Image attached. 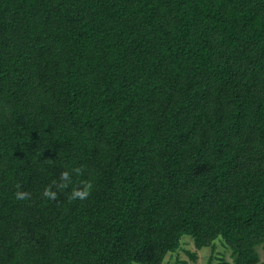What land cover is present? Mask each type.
Listing matches in <instances>:
<instances>
[{"label": "trees", "instance_id": "trees-1", "mask_svg": "<svg viewBox=\"0 0 264 264\" xmlns=\"http://www.w3.org/2000/svg\"><path fill=\"white\" fill-rule=\"evenodd\" d=\"M185 236L264 250V0H0V264Z\"/></svg>", "mask_w": 264, "mask_h": 264}, {"label": "rangeland", "instance_id": "rangeland-1", "mask_svg": "<svg viewBox=\"0 0 264 264\" xmlns=\"http://www.w3.org/2000/svg\"><path fill=\"white\" fill-rule=\"evenodd\" d=\"M259 263L264 264V250L258 247ZM234 264L230 249L219 239L213 244L196 247L189 236L183 237L178 250L165 253L159 264Z\"/></svg>", "mask_w": 264, "mask_h": 264}, {"label": "clouds", "instance_id": "clouds-1", "mask_svg": "<svg viewBox=\"0 0 264 264\" xmlns=\"http://www.w3.org/2000/svg\"><path fill=\"white\" fill-rule=\"evenodd\" d=\"M76 171H78V170H76ZM69 178H70V173L68 171H63V172L60 173V180L65 182L64 186H66V183L69 180ZM53 183H55V181H53ZM90 188H91V184L87 183L85 185V188H84L83 191H75L73 193V196L74 197L78 196L81 199H83L84 197H86L88 195V191H89ZM14 195L18 199H25V198H28L30 196V193H28L27 191H25V192H19L18 191ZM42 195L46 196V197H50V198H55L56 193L55 192H51L48 187H45Z\"/></svg>", "mask_w": 264, "mask_h": 264}]
</instances>
